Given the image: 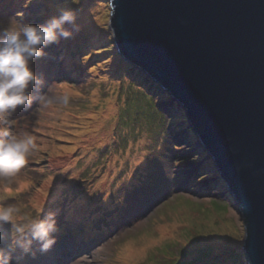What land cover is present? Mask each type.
Here are the masks:
<instances>
[{
    "label": "rangeland",
    "instance_id": "obj_1",
    "mask_svg": "<svg viewBox=\"0 0 264 264\" xmlns=\"http://www.w3.org/2000/svg\"><path fill=\"white\" fill-rule=\"evenodd\" d=\"M62 8L77 11L81 30L56 44L59 54L48 46L32 61L46 81L32 91L52 86L56 95L67 93L69 103L20 107L0 125V131L32 135L37 144L13 183L0 178V204L19 202L34 211L35 202L42 215L58 212V227L72 225L59 246L70 239L77 248L87 240L66 264H248L237 201L224 190L184 107L120 56L108 0H0V20L16 16L39 24ZM62 70L73 80L60 79ZM95 133L99 144L80 142V135ZM188 164L191 170L181 173ZM81 218L90 227L79 236ZM41 257L27 264H40Z\"/></svg>",
    "mask_w": 264,
    "mask_h": 264
},
{
    "label": "water",
    "instance_id": "obj_2",
    "mask_svg": "<svg viewBox=\"0 0 264 264\" xmlns=\"http://www.w3.org/2000/svg\"><path fill=\"white\" fill-rule=\"evenodd\" d=\"M108 2L120 56L184 107L264 264V0Z\"/></svg>",
    "mask_w": 264,
    "mask_h": 264
},
{
    "label": "clouds",
    "instance_id": "obj_3",
    "mask_svg": "<svg viewBox=\"0 0 264 264\" xmlns=\"http://www.w3.org/2000/svg\"><path fill=\"white\" fill-rule=\"evenodd\" d=\"M77 21L78 14L73 8H62L58 15L39 24L16 16L0 20V125L8 124V118L20 107L69 103V95H56L52 86L34 96L32 89L39 90L46 81L31 65L34 59L47 54L48 46L78 33L81 25ZM36 150L32 135L0 131V178L8 185L13 183L10 178L29 163ZM5 191L11 189L5 187ZM25 208L19 202L0 204V229L7 227L6 233L0 231V241H8L6 247L0 244V264H27L29 258L48 253L57 242L58 212L42 215V206L35 202L34 211Z\"/></svg>",
    "mask_w": 264,
    "mask_h": 264
},
{
    "label": "bare ground",
    "instance_id": "obj_4",
    "mask_svg": "<svg viewBox=\"0 0 264 264\" xmlns=\"http://www.w3.org/2000/svg\"><path fill=\"white\" fill-rule=\"evenodd\" d=\"M101 140H102V137H100V135H96L94 138H93V142H98V144L101 142ZM92 142V143H93ZM141 160V159H140ZM140 160H137V162L138 161H140ZM70 164V163H69ZM68 164V165H69ZM191 168H192V166H191V164H188V166H186V167H184V169H182V172L181 173H183V174H187L190 170H191ZM212 173V172H211ZM191 179L192 178H188V179H186V181L187 182H190L191 181ZM228 194L229 193H227V197H228ZM237 207H238V205H237ZM236 214H238V213H236ZM237 216V215H236ZM94 243H98L99 242V239H97V238H95V239H93L92 240ZM61 250H63V248L61 249V246H59L58 248H57V250H56V253H54L55 254V256L56 257H59V256H61V254L64 252V251H61Z\"/></svg>",
    "mask_w": 264,
    "mask_h": 264
},
{
    "label": "trees",
    "instance_id": "obj_5",
    "mask_svg": "<svg viewBox=\"0 0 264 264\" xmlns=\"http://www.w3.org/2000/svg\"><path fill=\"white\" fill-rule=\"evenodd\" d=\"M89 42H94V40L93 39H90L89 40ZM57 46L59 47V45L57 44ZM57 46H56V44H53V45H50V50L52 51V52H54V53H58L57 51H58V49H57ZM60 52L62 51V52H64V50H59ZM59 54V53H58ZM61 75L62 76H65V75H69L68 77H71V79L73 80V78H72V73L71 72H66L65 70H62V72H61ZM167 99H170L171 100V97H169L168 96V94H167ZM95 118H93V120H94ZM102 121H106V119H104L103 120V118H102ZM96 135H100V134H98V133H95Z\"/></svg>",
    "mask_w": 264,
    "mask_h": 264
}]
</instances>
